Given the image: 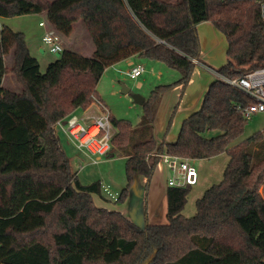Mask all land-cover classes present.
<instances>
[{
  "label": "trees",
  "instance_id": "16d2710c",
  "mask_svg": "<svg viewBox=\"0 0 264 264\" xmlns=\"http://www.w3.org/2000/svg\"><path fill=\"white\" fill-rule=\"evenodd\" d=\"M45 14L64 37L86 23L91 57L65 48L43 73L23 32L3 26L0 34V264H264V133L238 144L249 120L241 112L251 101L215 80L199 111L186 118L174 142L148 135L163 96L173 86L185 92L200 60L197 26L212 23L227 39L228 78L264 68V23L258 5L247 0H0V17ZM13 63L7 67L6 58ZM138 58L162 63L182 77L152 90L143 104L149 136L131 146L126 184L115 204L123 205L137 177L149 187L160 159L230 158L219 184L196 201V213H182L192 186L168 187V223L141 228L109 202L101 182L82 185L71 167L55 124L97 99L105 71ZM14 74L22 91L4 87ZM113 147L125 148L133 126L111 116ZM172 119L169 122V132ZM210 132H218L209 137Z\"/></svg>",
  "mask_w": 264,
  "mask_h": 264
},
{
  "label": "rangeland",
  "instance_id": "374dc122",
  "mask_svg": "<svg viewBox=\"0 0 264 264\" xmlns=\"http://www.w3.org/2000/svg\"><path fill=\"white\" fill-rule=\"evenodd\" d=\"M50 1L53 2L55 0ZM165 1L175 2L177 0ZM41 19V16L35 14L13 18L0 17V34L3 26H7L14 31L23 32L26 36L32 55L37 58L41 67V72L44 73L50 63L61 57V53H50L48 47L42 43L41 45L39 40L35 42L36 45H33V30H36V34L39 33V30H43L39 27V21ZM200 25L202 26L198 29V36H206V38L209 39L207 46L205 48L201 47L200 62H204L215 70H219L228 61L227 39L212 23H202ZM202 36L199 37H201L203 44L205 45L207 39H204ZM35 38L38 39V36ZM62 38L64 49L71 47L86 55H90L95 49L87 25L83 21L76 23L70 36H62ZM134 61L140 62L144 66L146 65V72L140 78L131 80L117 72L113 67H109L97 86V91L100 96V99H97V101L103 103L111 113V116L115 119L128 120L133 126L130 142L125 148L121 150V148L112 147L110 154L108 155L109 157L106 156L103 160H100L98 164H94L92 160L78 151L73 144L63 136V134L58 132L63 149L70 159L72 170L77 174L82 185L101 182L103 185H109L114 193L120 194L126 184L125 156L127 155L128 149H130L132 145L144 141L151 134H154V131L152 130H150V132H148L149 130L144 131L145 126L142 123L143 107L135 104L130 95L122 94L123 86L129 88L133 94H138L143 98L148 99L152 90L157 86L172 85L182 77V74L179 71L170 69L162 63H156L150 68L149 62L145 59L136 58ZM12 63L13 58L10 55L6 58L7 67H11ZM115 68L126 71L129 67L127 64H121L119 67ZM204 68L205 67H202L201 65H196L194 73L184 93H182L180 86H173L163 96L158 109V123L161 118L165 121L166 126L165 130L160 132V134L157 136L154 134L159 143L166 140L168 135L173 134L175 129L180 131L183 118L188 113L185 108V103L201 100L200 107L198 108L199 110L201 109L209 84L216 80V77ZM139 83H142L140 88L138 87ZM4 87L16 93L22 91L21 85L18 83L14 74L5 77ZM100 111V108H98L95 102L90 104L89 108L86 110V112H94L97 114H100ZM171 119L172 123L167 134L168 125ZM156 128H158V124ZM147 132L149 136H147ZM258 132L264 133V113L258 114L249 120L244 135L236 142V144L245 141ZM217 134L218 132H210L208 136L213 137ZM229 160L230 158L228 155L223 154L210 160H202V163L197 162L194 164L198 172H203H200L198 185L195 184L196 186H192V191L188 197V203L182 213L186 218L195 215L196 201L202 198L206 190L222 181ZM174 176L175 174L172 170L168 169L167 175L165 176L166 180L170 177L173 178ZM138 178L142 179L143 177ZM141 189L142 187L140 185V190ZM130 192H133V195L131 198L129 197L127 207L136 201V195L134 192H138V190L132 188ZM260 193L264 198V185L260 188ZM94 202L97 206H105L109 210L121 209V204H115V202L111 201L105 202L97 196H94Z\"/></svg>",
  "mask_w": 264,
  "mask_h": 264
},
{
  "label": "built area",
  "instance_id": "2783aa9c",
  "mask_svg": "<svg viewBox=\"0 0 264 264\" xmlns=\"http://www.w3.org/2000/svg\"><path fill=\"white\" fill-rule=\"evenodd\" d=\"M247 1L258 5L260 17L264 23V0ZM39 27L44 30L41 38L42 44L48 47L50 53H62L64 51L63 38L57 29L46 19H42ZM193 63L205 67L204 69L212 73L217 80H221L237 89L250 99L251 102L244 108L239 107L246 120H251L254 116L264 113V68L250 71L239 78H228L221 75L218 70L204 65L198 60H193ZM112 67L131 80L140 78L146 72V68L142 64L130 63L126 71L117 69L115 66ZM95 104L100 108V114L86 111L78 113L76 111L65 119L58 121L55 128L85 157L92 160L94 164H98L110 153L117 130L111 121V113L103 103L96 100ZM155 156L175 174L168 182L169 187L182 188L187 185L194 186L197 183L198 172L188 161H182L177 157L166 154ZM102 191L104 196L111 202L118 201L119 194L114 193L109 185L102 184Z\"/></svg>",
  "mask_w": 264,
  "mask_h": 264
},
{
  "label": "crops",
  "instance_id": "0c3cea01",
  "mask_svg": "<svg viewBox=\"0 0 264 264\" xmlns=\"http://www.w3.org/2000/svg\"><path fill=\"white\" fill-rule=\"evenodd\" d=\"M39 16H41L42 19L46 18L45 14H40ZM42 19L39 21V23L42 21ZM75 26H76V24L73 26V30H74ZM201 26L202 25L197 26V31H198L199 27H201ZM37 32H38V30H37ZM42 34H43V30H39L38 34H36V30H33V45H36L35 42L37 40H39L40 44L42 43V41H41ZM37 36H38V39L35 38ZM199 36H202V35H199ZM203 38L207 39L206 36H204ZM199 39H200V43L202 45L201 47L205 48L207 46L209 39H207V41H205V45L203 44V40L201 39V37H199ZM28 46H29V44H28ZM67 48H69V49H71V50H73V51H75V52H77L80 55L85 56V57H91L95 52V49L93 48L94 50L92 51V53L90 55H86V54L80 53L79 51H77V49H74L71 47H67ZM135 59L136 58H133V59L121 62L120 64H117L114 66L119 67V65H121V64H127L128 65L130 63L142 64L140 62L134 61ZM202 63L204 65H206L204 62H202ZM149 64H150L149 65L150 68H152L156 63L149 62ZM206 66H208V65H206ZM213 82L214 81H212L209 84V86L206 90V93H207L210 85ZM141 86H142V83H139L138 87L140 88ZM181 89H182V87H181ZM206 93H205V95H206ZM99 99H100V96H99ZM200 103H201V100H196V101H192V102L190 101L189 103H185L186 104L185 108L187 109L188 113L184 116L183 121L186 118H188L191 114L199 111L198 108L200 107ZM159 106H160V104H159ZM159 106H158V109H159ZM158 109H157V113H156L155 120L153 123V129H154L153 131H154V134L156 136L158 134H160V132L164 131L165 126H166L165 121L162 120L161 118L159 119L160 121L158 123V118H159ZM77 112L80 113L79 111H77ZM157 124H158V128H156ZM181 126H182V124H181ZM179 133H180V131L175 129L173 134L168 135V137L166 138V141L167 142L176 141ZM108 155H107V157H109ZM188 162L191 166L195 167L194 164H196L197 162L202 163V160H189ZM168 169H169V167L167 165L160 162L157 166V169L155 171L153 179H152L148 188H146L147 179L144 177L142 179H139L137 177L135 185L133 187V189L138 190V192H134V194L136 195V201H134L133 204H131L129 207H127L128 206V199H129V197L131 198L133 195V192H130L125 203L120 206L121 209H117V210L120 211L124 216L126 215V217L128 219H130L131 221H133L135 224L139 225L140 227H145L146 225H160V224L165 225V224H167L168 223V219H167V211H168L167 190L169 187L168 182L171 179V177L168 178L167 180L165 178V176L167 175ZM200 172H198V181H197L196 185H198L199 180H200ZM139 177H141V176H139ZM140 185L142 187L141 190H140ZM102 207H105V206H102Z\"/></svg>",
  "mask_w": 264,
  "mask_h": 264
},
{
  "label": "water",
  "instance_id": "95a60500",
  "mask_svg": "<svg viewBox=\"0 0 264 264\" xmlns=\"http://www.w3.org/2000/svg\"><path fill=\"white\" fill-rule=\"evenodd\" d=\"M122 94L123 95H130L132 100L134 101L135 104L139 105V106H143V104L145 103L146 99L143 98L142 96L138 95V94H133L131 92V90L125 86H123L122 89ZM137 225V224H136ZM139 226V225H138ZM140 227V226H139ZM141 228H145V227H141ZM152 262V260H148L146 262V264H150Z\"/></svg>",
  "mask_w": 264,
  "mask_h": 264
}]
</instances>
